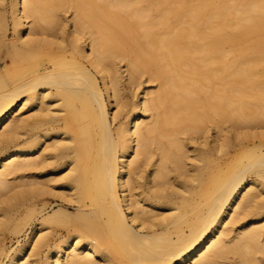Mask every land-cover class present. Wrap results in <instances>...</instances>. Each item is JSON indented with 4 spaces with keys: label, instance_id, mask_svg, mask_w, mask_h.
Returning a JSON list of instances; mask_svg holds the SVG:
<instances>
[{
    "label": "bare ground",
    "instance_id": "1",
    "mask_svg": "<svg viewBox=\"0 0 264 264\" xmlns=\"http://www.w3.org/2000/svg\"><path fill=\"white\" fill-rule=\"evenodd\" d=\"M188 1L0 0L7 264H264V0Z\"/></svg>",
    "mask_w": 264,
    "mask_h": 264
},
{
    "label": "rangeland",
    "instance_id": "2",
    "mask_svg": "<svg viewBox=\"0 0 264 264\" xmlns=\"http://www.w3.org/2000/svg\"><path fill=\"white\" fill-rule=\"evenodd\" d=\"M197 1L196 0H190L188 1V5H192L195 4ZM70 9H67L66 7H60V11L65 13L66 16H70V12L68 11ZM264 42V33L263 32H255L252 34L247 35L246 37H244V39L241 41V43H238L235 45L236 48H240L243 47L245 49V53L249 54V55H255L258 53L259 48L256 46V44L258 42ZM262 50L264 52V46L262 47ZM122 58H118V60L120 61V65L122 67V70H125L126 68V60L122 59ZM124 60V61H123ZM126 73H124L125 75ZM149 74L145 73L141 80H143V85L147 86L150 85L153 89L157 87V81L155 82H148L149 80ZM216 122L215 120L213 121H209L210 125L212 123ZM213 125V124H212ZM224 125H226L225 127L229 129L233 128V125L231 124V122H226ZM228 126V127H227ZM232 126V127H231ZM231 127V128H230ZM234 129V128H233ZM212 130V129H211ZM214 135V130L211 131ZM51 200V204L49 205V207L43 212L44 214L47 212H50L53 208H57L58 204H59V200L58 202H55L53 200V198H50ZM48 206V205H47ZM41 207H42V202L37 203L36 205V216L38 215V213L41 211ZM69 211L74 212L75 211V206H68ZM22 217V216H20ZM38 217L41 218L40 215H38ZM38 225V221H34V223L32 225H30L29 227H26V229H24L21 233L19 234H13V232H9V233H5V234H1L0 235V240L4 246L3 250L0 251V264H7L9 261V256L11 254V252L13 251V249L15 247H17V245L20 243H26L28 240V236H32V232L37 228ZM232 255V254H230ZM228 258V259H227ZM233 257H230L228 255V257H226V259L220 260L219 264H233ZM44 259V258H43ZM222 261V262H221ZM179 260H175L174 264H178ZM224 262V263H223ZM227 262V263H226Z\"/></svg>",
    "mask_w": 264,
    "mask_h": 264
}]
</instances>
